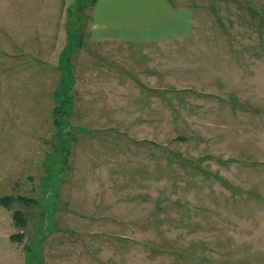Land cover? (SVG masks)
I'll return each instance as SVG.
<instances>
[{
  "label": "rangeland",
  "instance_id": "obj_1",
  "mask_svg": "<svg viewBox=\"0 0 264 264\" xmlns=\"http://www.w3.org/2000/svg\"><path fill=\"white\" fill-rule=\"evenodd\" d=\"M94 1L67 7L83 42L67 70L57 47L0 49V197L30 200L0 204V264H25L29 246L30 264H264V33L250 11L264 0H169L189 10L187 38L168 40L181 16L159 13L120 43L86 35ZM63 73L73 109L57 132ZM77 124L93 131L69 142L62 174L55 134ZM16 209L26 226L6 252Z\"/></svg>",
  "mask_w": 264,
  "mask_h": 264
},
{
  "label": "crops",
  "instance_id": "obj_2",
  "mask_svg": "<svg viewBox=\"0 0 264 264\" xmlns=\"http://www.w3.org/2000/svg\"><path fill=\"white\" fill-rule=\"evenodd\" d=\"M88 1L0 0V49L6 52L12 48L24 51L32 50L39 55L47 56L46 49L57 47L60 48L57 67L60 64L62 50L67 44L66 26L69 22L67 23L66 19L72 17V15L67 14V7L78 2L85 5ZM95 1V9L92 7L90 9L91 15L87 16V18L90 16L92 19V24L85 27L86 35L93 41L117 43L130 41L129 37H126L127 34L140 32L144 20L148 22L150 16H157L159 13H162L163 17L169 20L174 19L173 12L178 18L181 16V32L174 29L172 37L168 40H180L190 33L189 10L183 9L186 7H177L178 10H173V5L169 0H153L158 5V11L153 12H150L149 5L145 6V2L142 0ZM58 43L61 44L60 47ZM9 222L11 231L7 236L8 243L4 244L3 249L6 252L8 250L13 252V247L9 241L11 240L10 235L13 233L14 223L12 219Z\"/></svg>",
  "mask_w": 264,
  "mask_h": 264
},
{
  "label": "trees",
  "instance_id": "obj_3",
  "mask_svg": "<svg viewBox=\"0 0 264 264\" xmlns=\"http://www.w3.org/2000/svg\"><path fill=\"white\" fill-rule=\"evenodd\" d=\"M241 6H242V4L239 5V7H241ZM260 9H261V12L259 10H257L256 8H253L250 11L252 13L251 17L253 19V22L257 25L258 28L263 29L262 31L264 33V7L261 6ZM74 33L75 32H73L70 29H68V31H67V36H66V38H67L66 43L67 44L65 45V47L62 50V52L64 54H63V56H62V58L60 60V64L57 66V68L59 70H61V72H62L63 69L67 70L68 67L70 66L69 59H70L71 52H73L72 49L74 47H76V45L79 47V46H81L83 44V42H79V41L75 40ZM70 79H72V78H70V75L66 76V74H64L62 76L60 74L59 81H58V83L56 85V88L54 89V93H53L54 102H56V106L55 107L53 106V108H52V110L54 112V113H52L53 114V124L55 125L57 132H58L59 128L61 126H63V123L62 122H58L59 121L58 119L60 117H63V119L69 120L70 115L72 113V109H73V108L71 109V107L65 108L66 105L68 104V100L70 99V97H72L71 95L68 94V90H69L68 82H69ZM147 90L152 92V93H157L158 89L150 88V89H147ZM174 91H176V90H174ZM56 108L60 109L58 111L59 113L55 112ZM64 108H65V110H64ZM92 131L93 130L87 129L86 127H84L82 125H78V124L77 125H73L64 133L65 134V142H63L61 136H59L58 134H55L57 143H56V145H55V147H54L52 152H54V151L57 152L59 146L61 148L59 150L60 151L59 152L60 153L59 158H55L54 159V166L56 168H54V166L52 168L54 170H57V171H58L57 168H59V172H61L63 174L64 170H65V167L67 166V154L69 152V148H68L69 142L70 141H76V140L79 139V137L83 133H90ZM167 151L169 153H172L169 150H167ZM175 156L179 157V155H175ZM46 173L48 174V170L45 167V174ZM43 179H44V177H43ZM58 179H59V181L61 179V177L59 175H58ZM54 183L56 184L57 180H55ZM55 196H56V194H55ZM56 197H58V196H56ZM12 200L23 201L26 205L30 204V200L27 199V198H20V197H17V196L13 198V197L8 196V195H4V196L0 197V204L3 205V206H8L11 203ZM12 217H13L14 226L16 228H24L26 226V221H25L24 214L19 209H16V210L13 211ZM10 239L13 240V241H15V240L17 241L19 239V235L17 233H14V234L10 235ZM31 248L32 247L29 246L26 249L25 255H27L28 258H26L25 264H30L29 260H30ZM34 261L36 262V260H34Z\"/></svg>",
  "mask_w": 264,
  "mask_h": 264
}]
</instances>
